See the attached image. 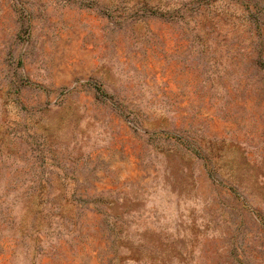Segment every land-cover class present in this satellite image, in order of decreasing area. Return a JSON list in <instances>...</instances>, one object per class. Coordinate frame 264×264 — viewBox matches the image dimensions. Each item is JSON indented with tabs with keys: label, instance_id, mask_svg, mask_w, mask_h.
Listing matches in <instances>:
<instances>
[{
	"label": "rangeland",
	"instance_id": "rangeland-1",
	"mask_svg": "<svg viewBox=\"0 0 264 264\" xmlns=\"http://www.w3.org/2000/svg\"><path fill=\"white\" fill-rule=\"evenodd\" d=\"M0 264H264V0H0Z\"/></svg>",
	"mask_w": 264,
	"mask_h": 264
}]
</instances>
